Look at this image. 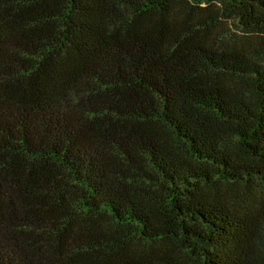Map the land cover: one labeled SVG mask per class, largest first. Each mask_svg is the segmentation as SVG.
<instances>
[{
	"label": "trees",
	"instance_id": "trees-1",
	"mask_svg": "<svg viewBox=\"0 0 264 264\" xmlns=\"http://www.w3.org/2000/svg\"><path fill=\"white\" fill-rule=\"evenodd\" d=\"M0 264H264V0H0Z\"/></svg>",
	"mask_w": 264,
	"mask_h": 264
}]
</instances>
